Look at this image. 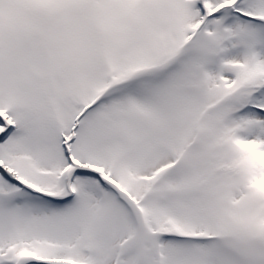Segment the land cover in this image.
Returning <instances> with one entry per match:
<instances>
[{"label":"snow or ice","instance_id":"1","mask_svg":"<svg viewBox=\"0 0 264 264\" xmlns=\"http://www.w3.org/2000/svg\"><path fill=\"white\" fill-rule=\"evenodd\" d=\"M0 264H264V0H0Z\"/></svg>","mask_w":264,"mask_h":264}]
</instances>
